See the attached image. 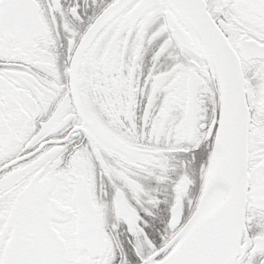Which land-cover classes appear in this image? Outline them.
Masks as SVG:
<instances>
[{
	"label": "snow or ice",
	"instance_id": "6c2138e0",
	"mask_svg": "<svg viewBox=\"0 0 264 264\" xmlns=\"http://www.w3.org/2000/svg\"><path fill=\"white\" fill-rule=\"evenodd\" d=\"M0 264H264V0H0Z\"/></svg>",
	"mask_w": 264,
	"mask_h": 264
}]
</instances>
